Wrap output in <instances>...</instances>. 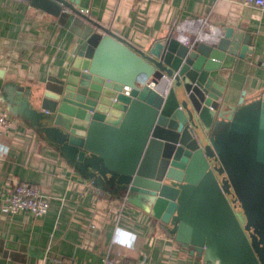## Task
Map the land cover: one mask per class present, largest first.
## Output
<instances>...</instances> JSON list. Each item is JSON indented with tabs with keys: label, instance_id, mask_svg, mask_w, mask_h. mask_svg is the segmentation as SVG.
Returning <instances> with one entry per match:
<instances>
[{
	"label": "water",
	"instance_id": "1",
	"mask_svg": "<svg viewBox=\"0 0 264 264\" xmlns=\"http://www.w3.org/2000/svg\"><path fill=\"white\" fill-rule=\"evenodd\" d=\"M24 1L82 43L40 89L8 85V111L75 175L168 227L189 257L264 264V93L246 101L243 91L229 105L217 82L251 56L252 34L173 32L138 49L93 22L80 0Z\"/></svg>",
	"mask_w": 264,
	"mask_h": 264
},
{
	"label": "crops",
	"instance_id": "2",
	"mask_svg": "<svg viewBox=\"0 0 264 264\" xmlns=\"http://www.w3.org/2000/svg\"><path fill=\"white\" fill-rule=\"evenodd\" d=\"M84 13L138 49L173 32L180 36L227 27L252 34V54L220 73L225 102L236 105L264 93V5L245 0H80ZM210 37V36H209ZM211 37V39H212ZM81 39L24 0H0V111L11 125L0 134V264H205L182 252L168 227L149 213L116 202L72 168L3 100L18 88L40 89L68 69ZM42 189V217L6 211L14 184ZM116 240L118 243H115Z\"/></svg>",
	"mask_w": 264,
	"mask_h": 264
},
{
	"label": "built area",
	"instance_id": "3",
	"mask_svg": "<svg viewBox=\"0 0 264 264\" xmlns=\"http://www.w3.org/2000/svg\"><path fill=\"white\" fill-rule=\"evenodd\" d=\"M245 3L261 7L264 5V0H245ZM202 34H204L205 38H208V31L201 32L199 35ZM138 83L142 86L144 80L139 78ZM149 86L154 88L153 84H149ZM121 92L125 95H129L130 88L124 86L121 89ZM10 125L11 122L8 112L0 111V134L3 133V131H6ZM5 208L10 214L25 212L34 217H42L48 211L49 199L43 190L39 189L37 186L26 183H17L11 187L7 194ZM115 243H118V241L116 240ZM122 257L123 256L119 254L117 258L105 255L101 264H120L119 258Z\"/></svg>",
	"mask_w": 264,
	"mask_h": 264
},
{
	"label": "rangeland",
	"instance_id": "4",
	"mask_svg": "<svg viewBox=\"0 0 264 264\" xmlns=\"http://www.w3.org/2000/svg\"><path fill=\"white\" fill-rule=\"evenodd\" d=\"M236 214L238 215L239 220H242V222H243L244 218H243L241 211L239 209H238V212H236Z\"/></svg>",
	"mask_w": 264,
	"mask_h": 264
},
{
	"label": "flooded vegetation",
	"instance_id": "5",
	"mask_svg": "<svg viewBox=\"0 0 264 264\" xmlns=\"http://www.w3.org/2000/svg\"><path fill=\"white\" fill-rule=\"evenodd\" d=\"M238 211V210H237Z\"/></svg>",
	"mask_w": 264,
	"mask_h": 264
}]
</instances>
